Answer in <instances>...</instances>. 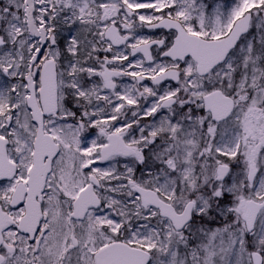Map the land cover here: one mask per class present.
Returning a JSON list of instances; mask_svg holds the SVG:
<instances>
[{
  "label": "snow or ice",
  "instance_id": "1",
  "mask_svg": "<svg viewBox=\"0 0 264 264\" xmlns=\"http://www.w3.org/2000/svg\"><path fill=\"white\" fill-rule=\"evenodd\" d=\"M0 264H264V0H0Z\"/></svg>",
  "mask_w": 264,
  "mask_h": 264
}]
</instances>
